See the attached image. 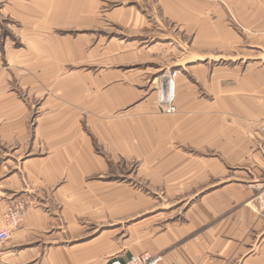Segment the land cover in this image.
<instances>
[{
	"label": "crops",
	"instance_id": "obj_1",
	"mask_svg": "<svg viewBox=\"0 0 264 264\" xmlns=\"http://www.w3.org/2000/svg\"><path fill=\"white\" fill-rule=\"evenodd\" d=\"M159 2L109 17L175 44L173 115L147 83L174 64L131 70L152 61L139 39L69 33L95 0H0L23 44H0V141L19 157L0 165V230L26 207L0 264H264V0Z\"/></svg>",
	"mask_w": 264,
	"mask_h": 264
},
{
	"label": "rangeland",
	"instance_id": "obj_2",
	"mask_svg": "<svg viewBox=\"0 0 264 264\" xmlns=\"http://www.w3.org/2000/svg\"><path fill=\"white\" fill-rule=\"evenodd\" d=\"M160 0H120L116 1L113 0L108 1L106 4L98 3V0H95L96 4H98L97 8H92V10L95 11L96 15L94 18L89 19L85 24L86 27H84L82 30H75L72 29L69 33L74 37L78 34L81 35H87L91 38V40L95 43L100 41V44L102 46H108L109 44H116V40H122L124 43H129L133 38H136L137 36H134L133 30H129L128 28H124V26H118L116 25V21H113L110 19L109 14L110 12H113L117 8H136L143 14H148L152 10V6H156L158 10H161ZM2 5L0 3V11L2 8ZM167 22V20H166ZM16 22L13 19H10L9 17L3 15L0 12V44L4 41L5 43L8 42L10 45H15V47H21L22 42L21 38H17L16 35H13L12 29L15 28ZM168 27L170 28L171 32L174 33V36L178 32L177 26L172 22H167ZM155 29H151L148 31H142L138 32V38L142 43L139 45V48H144V51L146 55L144 54L143 57L138 58L141 62H145L147 60L148 56L150 55L151 62H148L147 64H140L137 66L130 67L131 70H139V69H146L148 73H155L156 69H160L161 64H164L165 66L169 63L174 64V66H170L169 69L164 68L161 72L158 74H153L151 77L149 75L148 79V85L152 88V91H154L157 94V98H159V92L162 88V85L164 84V80L166 76H176V78L182 74L181 70H179L178 67L175 66L176 61L178 60L177 51L173 47L175 44L172 40L166 39L164 36L156 35L154 32ZM160 33V32H159ZM154 35V36H153ZM21 39V40H20ZM186 40V38H185ZM157 43V50L151 49L153 43ZM3 42V43H4ZM190 41L186 40L185 42V56L189 55L188 53V46ZM166 44L170 45V48H174V50H170V48H167L168 46ZM164 46V47H163ZM166 46V47H165ZM138 47V46H137ZM138 48V49H139ZM154 48V47H153ZM112 53V52H111ZM181 53V54H184ZM224 53V52H222ZM113 54V53H112ZM143 54V53H142ZM219 55V52H217ZM191 56V55H190ZM183 57V56H182ZM180 57V58H182ZM192 57V56H191ZM5 62L3 64V69H11V67L15 66L14 59H11ZM223 62V61H220ZM220 62L218 64H220ZM150 68V70L148 69ZM148 69V70H147ZM161 86V87H160ZM159 89V90H158ZM159 100V99H158ZM31 114H30V127L34 123L35 119L38 117V114H40L39 106L37 104H31ZM0 141V165L3 167L8 166L9 173L14 172L18 170L16 164V159L19 157H15V149L6 148L4 145H2ZM15 159V160H14ZM6 160H9L7 162ZM15 162V163H13Z\"/></svg>",
	"mask_w": 264,
	"mask_h": 264
},
{
	"label": "built area",
	"instance_id": "obj_3",
	"mask_svg": "<svg viewBox=\"0 0 264 264\" xmlns=\"http://www.w3.org/2000/svg\"><path fill=\"white\" fill-rule=\"evenodd\" d=\"M176 76H166L164 84L159 92V106L162 111L168 115L177 113L176 101ZM24 204H16L8 208L5 214V227L0 230V243L7 241L10 238L11 231L17 228L21 223L24 213ZM103 264H163V257L161 255H152L149 253H143L134 255L128 260H121L119 258H110Z\"/></svg>",
	"mask_w": 264,
	"mask_h": 264
},
{
	"label": "bare ground",
	"instance_id": "obj_4",
	"mask_svg": "<svg viewBox=\"0 0 264 264\" xmlns=\"http://www.w3.org/2000/svg\"><path fill=\"white\" fill-rule=\"evenodd\" d=\"M161 87V86H160ZM159 90V89H158ZM159 99V98H158Z\"/></svg>",
	"mask_w": 264,
	"mask_h": 264
}]
</instances>
